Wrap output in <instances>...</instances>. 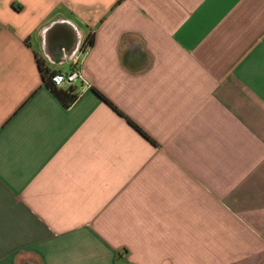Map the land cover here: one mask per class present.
Instances as JSON below:
<instances>
[{
  "label": "crops",
  "instance_id": "crops-1",
  "mask_svg": "<svg viewBox=\"0 0 264 264\" xmlns=\"http://www.w3.org/2000/svg\"><path fill=\"white\" fill-rule=\"evenodd\" d=\"M0 264H264V0H0Z\"/></svg>",
  "mask_w": 264,
  "mask_h": 264
},
{
  "label": "built area",
  "instance_id": "built-area-1",
  "mask_svg": "<svg viewBox=\"0 0 264 264\" xmlns=\"http://www.w3.org/2000/svg\"><path fill=\"white\" fill-rule=\"evenodd\" d=\"M48 83L51 91L67 88L69 91H72L74 98L80 96L90 88L78 66H75L70 72L49 76Z\"/></svg>",
  "mask_w": 264,
  "mask_h": 264
},
{
  "label": "trees",
  "instance_id": "trees-1",
  "mask_svg": "<svg viewBox=\"0 0 264 264\" xmlns=\"http://www.w3.org/2000/svg\"><path fill=\"white\" fill-rule=\"evenodd\" d=\"M86 44L88 45V46H91L92 45V40H89V41H87L86 42ZM72 99L74 98V97H71ZM110 107H112V109L113 110H115V108H113V106H111V104H109L106 100H104ZM116 111V110H115ZM128 123L131 125V126H133L139 133H141L142 134V132L139 130V129H137L133 124H131L129 121H128ZM146 139H147V137L144 135V134H142Z\"/></svg>",
  "mask_w": 264,
  "mask_h": 264
}]
</instances>
